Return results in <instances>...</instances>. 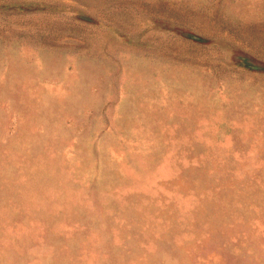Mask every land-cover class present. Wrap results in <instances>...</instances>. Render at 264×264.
Returning <instances> with one entry per match:
<instances>
[{
	"label": "rangeland",
	"instance_id": "obj_1",
	"mask_svg": "<svg viewBox=\"0 0 264 264\" xmlns=\"http://www.w3.org/2000/svg\"><path fill=\"white\" fill-rule=\"evenodd\" d=\"M0 264H264V0H0Z\"/></svg>",
	"mask_w": 264,
	"mask_h": 264
}]
</instances>
